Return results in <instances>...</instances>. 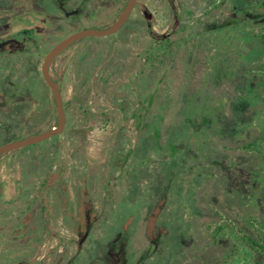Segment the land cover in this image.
Returning a JSON list of instances; mask_svg holds the SVG:
<instances>
[{"label": "rangeland", "instance_id": "1", "mask_svg": "<svg viewBox=\"0 0 264 264\" xmlns=\"http://www.w3.org/2000/svg\"><path fill=\"white\" fill-rule=\"evenodd\" d=\"M127 2L0 0V121L26 106L32 128L48 130V51L110 27ZM30 27L33 37L9 42ZM263 32L262 0H140L120 33L77 41L79 71L110 69L85 79L70 53L58 59L69 133L0 157V264H264L237 238L259 236L248 218L264 221ZM29 136L0 134V146ZM50 165L65 173L43 191L54 237L43 204L28 208ZM84 179L95 212L76 216L80 239L68 211L84 203ZM24 217L36 229L21 240Z\"/></svg>", "mask_w": 264, "mask_h": 264}, {"label": "flooded vegetation", "instance_id": "2", "mask_svg": "<svg viewBox=\"0 0 264 264\" xmlns=\"http://www.w3.org/2000/svg\"><path fill=\"white\" fill-rule=\"evenodd\" d=\"M34 1V3H33V5H35L36 4V1L37 0H33ZM139 1L140 0H138V2H137V4L135 5V7H134V9H133V11H132V13H131V15H130V17H129V19H128V21L125 23V25L130 21V19H131V16H132V14H133V12H134V10H135V8L137 7V5L139 4ZM128 3V2H127ZM127 5V4H126ZM126 7V6H125ZM124 10V9H123ZM123 10L120 12V15L122 14V12H123ZM120 15H119V17H120ZM119 17L117 18V20L119 19ZM22 18V21H24V19H23V17H21ZM19 20V19H18ZM117 20L115 21V23L117 22ZM114 23V24H115ZM113 24V25H114ZM113 25H111V26H113ZM124 25V26H125ZM110 26V27H111ZM124 26L121 28V30L120 31H118L117 33H120L122 30H123V28H124ZM109 28V27H108ZM107 29V28H106ZM34 33H35V29L34 28H32V27H30V28H28V29H26V28H21V29H18L16 32H15V37H12L11 39H10V41L9 42H18V41H21L20 39L22 38V37H24V38H31V37H33V35H34ZM77 33V32H76ZM116 33V34H117ZM147 33L149 34V36H150V38H152L153 36H152V30H151V27H150V25H148L147 26ZM114 35V34H113ZM69 37V36H68ZM155 37H158V36H155ZM81 40V39H80ZM160 41L161 42V39H156V41ZM169 39L168 38H166V40L165 41H168ZM79 41V40H78ZM77 42V41H76ZM75 42V43H76ZM75 43H73L72 45H70L67 49H65L59 56H57V58L53 61V63L51 64V67H50V76H51V78L54 80V82L59 86V88H60V90H61V94H62V98H63V103H64V108H65V114H66V124H65V128H64V130H63V132L62 133H60V134H57V135H61V134H63V135H65V138H66V136H67V134L69 133V130H68V124H69V117H68V112H69V108H70V104H69V102L68 101H66L65 100V89H64V82L62 81V78L60 77V73H59V71H57L56 70V68H55V65H56V61L58 60V59H60L61 57H63V56H65V58H67L66 57V55L68 54V53H70V55H71V57L69 58V64H68V66L70 67V70L72 69V70H75V72L76 73H80V74H83L84 75V77H85V79L88 77H92L93 75H94V73L99 69V67L100 68H107V72L109 71V69H110V67H109V65L107 64V65H105V67H104V65H103V62H102V64L97 68V69H94L93 71H90V72H87L85 69H83V70H80L79 71V68H78V62H79V60L81 59V58H78L77 56H76V52H73V51H69V49L75 44ZM168 48H170V46H168ZM51 50V49H50ZM148 50H149V53L151 52V46L148 48ZM147 50V51H148ZM48 53H49V51H48ZM47 56V55H46ZM148 59H150V57H148L147 56V58H146V60H148ZM108 66V67H107ZM111 66V65H110ZM42 78V77H41ZM110 79V78H109ZM101 80H103V78H101ZM42 84L43 85H47L48 86V84L46 83V81H45V79H44V77L42 78ZM84 84V87H87V83L86 82H84L83 83ZM102 84L103 85H105L104 84V82L102 81ZM49 87V86H48ZM49 89H50V98L52 99V101H53V104H54V112L49 116V118H47L46 119V124H45V126L48 128V130H46V131H49V130H52V129H54V128H56L57 126H58V114H57V109H56V103H55V99H54V95H53V92H52V90H51V88L49 87ZM0 94H1V89H0ZM87 95V92H82V90L80 89V92H78L77 93V101H85V96ZM28 100H26L25 102H27ZM148 101V100H147ZM70 102H72V101H70ZM140 105H139V108H143L145 111H147L148 112V104H147V102H145V101H143V102H140L139 103ZM139 108H138V110H139ZM113 110L111 111V112H113L114 111V108H112ZM118 110H119V108H117V109H115V112H118ZM122 111H125V108H123L122 107V109H121ZM15 111V114H12V115H7V118H5L4 120H1L0 121V134H6V133H21V132H23L25 135H29L30 134V136H29V138L30 137H33V136H36V135H39V134H41V133H44V132H46V131H44V132H41V133H39V132H36L35 130H34V128H32V122L31 121H29V120H25L24 119V114H25V111H26V106L24 107V106H21V108L20 109H18V106L16 107V109L14 110ZM100 112L103 114L104 113V110L102 109V110H100ZM109 114H112V113H110L109 111H107ZM127 120V118L124 116V119H123V122H125ZM108 121H111V123L113 122V120L112 119H110L109 118V120ZM122 131V133L124 134L125 133V127H124V125H122V126H120L119 127V132H121ZM56 135H54V136H52L51 138H49V139H47V140H45V141H50L52 138H54ZM52 141V140H51ZM16 142V141H15ZM43 142V141H42ZM40 143V142H39ZM37 144V143H36ZM6 145V144H5ZM3 146V145H2ZM1 147V146H0ZM55 146H51V148H54ZM10 152V151H9ZM7 153V152H6ZM5 154V153H4ZM3 155V154H2ZM1 155V156H2ZM0 156V157H1ZM51 166V165H50ZM49 167V166H48ZM55 167H52L51 166V168L49 169V171H50V173L46 176V178H45V180H44V182L43 183H41V185H40V191H39V189H38V193L36 194V196H34V198H33V200L30 202V201H28V208L29 209H31V210H35L36 208H38L39 207V204L40 203H42L43 205L41 206V210H42V213L44 214V217H43V229L46 231V232H48L49 233V237H54V236H56V233H55V231H54V228H53V224H52V213H51V208H50V206H49V199H48V193L46 194L45 192H46V189H48V188H55L56 187V184L59 182V180H61V179H64L65 178V173H64V171L62 172L61 170H59V171H57V173H56V170L54 169ZM46 170V169H45ZM85 180V179H84ZM114 180V179H113ZM53 181H55V182H53ZM18 186L17 187H19L20 186V184H22L21 183V179H18L17 180V183H16ZM59 184V183H58ZM86 184H87V182H86V180L83 182V185H82V191H81V195H80V198L82 199L83 198V200H84V203H82L81 205H77V207L75 208V209H70L69 211H68V214H69V217L72 219V220H70V222H71V228H72V230L76 233V235H78L79 237H80V239H84L85 237H86V235H87V232H81V227L80 226H78L77 224H76V216L78 215V213H80V212H83V214H89V215H91V213L92 212H95L94 211V209L92 208V205L90 204L91 203V199H90V196H89V191H88V189H87V186H86ZM17 190H18V188H17ZM43 191H45V192H43ZM40 202V203H39ZM27 203V202H26ZM66 203V202H65ZM90 220H91V218H87V220L85 221L86 223H88V225L86 224V226L87 227H89V224H90ZM27 225H28V221H27V217H24L22 220H21V224L19 225L20 226V229L21 230H26V228H27ZM36 229V227H33L32 229H31V231H29V230H26V233H24V234H22L21 236H20V239L21 240H23L24 238V236H29L30 235V232H33V230H35ZM34 261V260H33ZM32 264H34V263H32Z\"/></svg>", "mask_w": 264, "mask_h": 264}, {"label": "water", "instance_id": "3", "mask_svg": "<svg viewBox=\"0 0 264 264\" xmlns=\"http://www.w3.org/2000/svg\"><path fill=\"white\" fill-rule=\"evenodd\" d=\"M138 0H128V3L126 7L124 8L122 14L120 15L117 22L107 28V29H87L83 31H79L77 33H74L70 35L69 37L65 38L58 44H56L47 54L45 57L43 66H42V72L43 77L48 84V86L51 88L55 103H56V109L58 114V126L52 130L46 131L44 133H41L39 135L19 140L16 142H12L6 145H3L0 147V156L6 152L13 151L19 148H23L32 144H36L42 141H45L49 138H51L54 135L60 134L63 132L66 124V114H65V108L63 103V98L61 94V90L59 86L54 82V80L50 76V67L53 61L59 56L65 49H67L70 45L75 43L76 41L86 38V37H106L113 34H116L118 31L121 30V28L125 25V23L128 21L135 5L137 4ZM5 43L0 44V47H2Z\"/></svg>", "mask_w": 264, "mask_h": 264}, {"label": "trees", "instance_id": "4", "mask_svg": "<svg viewBox=\"0 0 264 264\" xmlns=\"http://www.w3.org/2000/svg\"><path fill=\"white\" fill-rule=\"evenodd\" d=\"M256 1V0H255ZM262 5L264 6V0H262ZM264 42V32L259 37ZM256 146V142L244 145L241 149L253 150ZM248 222L252 227L257 226L260 234L257 237L250 236L249 234H244L242 237H237L245 246L249 247L253 252L258 255L264 254V221L257 222L253 218H248ZM222 231V228H220Z\"/></svg>", "mask_w": 264, "mask_h": 264}]
</instances>
